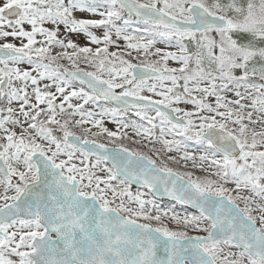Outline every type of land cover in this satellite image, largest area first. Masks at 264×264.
<instances>
[{
	"label": "snow or ice",
	"instance_id": "snow-or-ice-1",
	"mask_svg": "<svg viewBox=\"0 0 264 264\" xmlns=\"http://www.w3.org/2000/svg\"><path fill=\"white\" fill-rule=\"evenodd\" d=\"M0 264H264V0H0Z\"/></svg>",
	"mask_w": 264,
	"mask_h": 264
},
{
	"label": "rangeland",
	"instance_id": "rangeland-1",
	"mask_svg": "<svg viewBox=\"0 0 264 264\" xmlns=\"http://www.w3.org/2000/svg\"><path fill=\"white\" fill-rule=\"evenodd\" d=\"M39 38V37H38ZM9 40H11V38H9ZM18 43V42H17ZM135 54V53H134ZM169 65L170 66H173V67H175V66H177L176 64H175V62H169ZM110 127H113V130H114V126H112V125H110ZM133 187V191H135V187L134 186H132ZM164 201H167V200H164ZM177 210L178 211H180V210H182L181 208H180V206H177ZM193 234H195V233H193ZM202 234V233H201Z\"/></svg>",
	"mask_w": 264,
	"mask_h": 264
},
{
	"label": "water",
	"instance_id": "water-1",
	"mask_svg": "<svg viewBox=\"0 0 264 264\" xmlns=\"http://www.w3.org/2000/svg\"><path fill=\"white\" fill-rule=\"evenodd\" d=\"M133 186L136 187L135 185H133ZM160 199H161V200H168L167 197H161Z\"/></svg>",
	"mask_w": 264,
	"mask_h": 264
}]
</instances>
